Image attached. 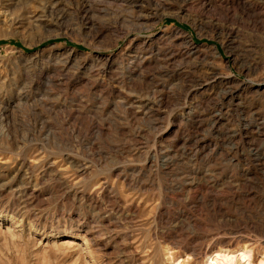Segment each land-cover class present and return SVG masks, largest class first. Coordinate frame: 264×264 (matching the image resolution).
I'll list each match as a JSON object with an SVG mask.
<instances>
[{
  "label": "rangeland",
  "instance_id": "1",
  "mask_svg": "<svg viewBox=\"0 0 264 264\" xmlns=\"http://www.w3.org/2000/svg\"><path fill=\"white\" fill-rule=\"evenodd\" d=\"M245 248L260 264L264 0H0V264Z\"/></svg>",
  "mask_w": 264,
  "mask_h": 264
},
{
  "label": "bare ground",
  "instance_id": "2",
  "mask_svg": "<svg viewBox=\"0 0 264 264\" xmlns=\"http://www.w3.org/2000/svg\"><path fill=\"white\" fill-rule=\"evenodd\" d=\"M248 13H249V11H248ZM253 16H255V15H253ZM188 46L194 54L198 55L197 53L199 52V46L193 42L192 38L189 40ZM244 262H245V264H253V262H252V251L249 250L248 248L247 249L245 248L244 250L241 249L240 251H237V252L236 251L235 252L230 251V250L216 251L215 253L213 252L212 255L207 256V259H206L207 264H244ZM260 264H264V258H262L260 260Z\"/></svg>",
  "mask_w": 264,
  "mask_h": 264
}]
</instances>
